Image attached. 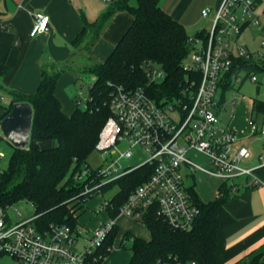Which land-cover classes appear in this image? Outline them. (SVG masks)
I'll return each mask as SVG.
<instances>
[{
	"label": "trees",
	"instance_id": "1",
	"mask_svg": "<svg viewBox=\"0 0 264 264\" xmlns=\"http://www.w3.org/2000/svg\"><path fill=\"white\" fill-rule=\"evenodd\" d=\"M161 1L112 0L94 23L84 21L82 31L71 42L74 48L84 44L90 36L93 38L88 42L91 47L115 14L125 12L132 17L131 25L106 60L92 63L83 70L93 78L83 109L74 101L75 109L71 114L62 111L55 93L61 72H42L40 84L32 94L8 93L10 101L0 113V121L15 103H28L33 117L28 147H12L0 182V207L29 202L36 217L33 226L39 233L45 235L53 226H66L72 232L77 231V213L82 209L81 205L117 186V193L103 203L109 219L115 220L129 195L152 175V166L145 165L104 184L98 192L83 194L86 185L100 182L98 171L88 165L87 159L96 151L99 135L111 115L109 102L114 87L122 86L127 91L143 88L158 105L173 100L188 103V92H195L197 88L199 77L182 69V62L191 51L188 42L191 37L179 22L162 10ZM259 1L254 0V4ZM194 38L206 40L207 33L202 30ZM147 62L156 64L164 72L165 78L160 83H149L143 69ZM8 73L9 68L0 62V80ZM239 75L242 76L241 85L257 75L264 76V51L257 60L251 54L233 59L230 72L219 85L220 103L224 94L234 88L233 78ZM251 113H264V102L253 99ZM49 141L54 144L46 145ZM85 169H90L92 176L86 182H78L76 175ZM92 179L94 181L90 183ZM194 186L188 190L200 213L192 227L187 231L174 230L156 217L154 209L145 211L138 223L148 230L150 239L124 235V240L132 239L128 264H156L173 259L181 263L216 264L218 209L228 200L231 188L222 185L214 200L203 202ZM115 237L116 225L97 252L101 256L98 264L109 255L108 249ZM250 264H258V261L254 259Z\"/></svg>",
	"mask_w": 264,
	"mask_h": 264
},
{
	"label": "built area",
	"instance_id": "2",
	"mask_svg": "<svg viewBox=\"0 0 264 264\" xmlns=\"http://www.w3.org/2000/svg\"><path fill=\"white\" fill-rule=\"evenodd\" d=\"M100 1L109 3L111 0ZM201 18L209 20L207 38L191 37L188 40L191 51L182 62L183 71L199 77L195 92H188V103L173 100L158 105L143 88L127 91L116 86L111 93V115L99 135L96 151L105 155L111 153L114 158L93 169L98 171L100 182L86 185L83 194L98 192L104 184L142 166L153 168L150 178L129 195L118 216L138 222L145 211L154 209L156 217L172 229L187 231L200 213L188 190L196 185L198 174L221 180L232 192L246 185L264 187V182L254 177V169L243 166L251 158L250 150L240 145L236 133L222 125L217 115L219 85L230 72L233 59L248 57L238 45V37L243 28L251 24L259 26L254 0H222L214 10L203 9ZM48 23V16L34 14L30 37L45 33ZM8 26L0 23V30ZM261 31L260 46L264 51V29ZM143 69L150 84L160 83L165 78L156 64L147 62ZM253 78L251 81L256 82ZM233 81L241 83V75L235 76ZM77 103L85 106L86 98L78 99ZM256 132L253 125L252 133ZM3 139L6 141L0 132V182L9 160L1 146ZM120 144L127 145V149H120ZM135 148H142L147 158L137 166H122L121 161L133 158ZM189 152L203 156L205 164L192 161ZM259 161L257 168L264 166L262 157ZM91 176L92 171L85 169L76 175V180L86 182ZM10 207H0V255L13 259L16 264H98L101 256L97 252L115 225L113 219L99 224L84 249L78 251V238L84 234L81 230L72 232L66 226H53L43 235L33 226L35 216L13 223L7 215ZM156 264L197 263L173 259Z\"/></svg>",
	"mask_w": 264,
	"mask_h": 264
},
{
	"label": "crops",
	"instance_id": "3",
	"mask_svg": "<svg viewBox=\"0 0 264 264\" xmlns=\"http://www.w3.org/2000/svg\"><path fill=\"white\" fill-rule=\"evenodd\" d=\"M221 2L222 0H163L160 6L187 32L201 18L203 9H216ZM109 3L100 0H0V23L9 24L7 29L0 30V62L9 68V73L0 80V98L3 99L4 94L8 95L11 91L32 94L40 84L42 72L54 74L68 69L69 72L63 74V77L60 75L56 84L55 93L59 99V90L75 81L78 82V73H83L92 63L105 61L131 25L132 17L129 14L120 12L112 16L91 47L88 43L93 40L91 36L77 48L72 47L71 42L82 31L84 21L94 23L107 10ZM263 5L264 0H260L255 4V11ZM37 13L48 16L49 23L45 33L32 38L29 34L34 14ZM255 15L260 21L261 14ZM202 30L208 31H200ZM225 94L222 103L221 95H217V115L221 124L220 114L226 109ZM252 102L253 99H242L235 114L232 113L229 122L224 126L233 130L240 140V145L251 152V158L243 166L254 169V177L264 182V166L257 168L260 157L264 163V146L254 142L258 133H252V126L255 125L251 121ZM3 108H0V113ZM214 180L219 183L216 184L217 190L213 200L220 186H228L221 180ZM99 203L100 201H91V207L88 206L89 202L87 207L77 213L79 230L84 233L78 238V251L84 249L87 239L99 224L109 220L103 205L94 215L88 212L94 211ZM218 220L216 264H250L254 259L258 264H264V187L246 185L240 187L237 192L231 191L228 200L218 209ZM115 225L116 237L108 249L109 255L100 264L129 263L131 254H125L123 251L125 234L146 241L150 239L148 230L143 226L146 231V235H143L140 223L133 219L117 216Z\"/></svg>",
	"mask_w": 264,
	"mask_h": 264
},
{
	"label": "rangeland",
	"instance_id": "4",
	"mask_svg": "<svg viewBox=\"0 0 264 264\" xmlns=\"http://www.w3.org/2000/svg\"><path fill=\"white\" fill-rule=\"evenodd\" d=\"M163 1V0H162ZM209 8V7H208ZM214 10V8H211ZM255 13L261 14V19L259 21V26H255L253 24L247 26L243 29L240 36L238 37V45L243 48L247 54H251L252 58L257 60L259 58V54L263 53V49L261 48L260 44L263 40V34L261 31V28H264V5L262 7L258 8V11ZM201 29L209 30V24L208 20L200 18L195 25H193L189 30H187V34L189 37H194L198 31ZM68 69L61 72V76L63 74H66ZM76 75V74H75ZM64 76V75H63ZM62 76V77H63ZM78 82L75 81V83H72V85L68 87H64L63 89L59 90V100L61 99V108L62 111L69 115L73 112L75 109L74 101H78V99L84 100L87 96V90L89 86L93 82V78L89 75H86L85 73L79 74ZM242 77V76H241ZM253 79L256 80V82H252L251 79L246 80L242 85L234 84V88L227 91L225 94V111L223 110L220 114V119L222 121V125H226L231 116L232 113L236 112V109L238 105L240 104V101L242 99H259L264 102V76L263 75H257ZM220 94V89L218 90V95ZM10 101V98L7 94H4L3 99L0 100V108L5 107L6 104ZM65 101V102H64ZM67 103V104H66ZM80 108H84V104L80 105ZM232 111V112H231ZM251 121L255 123L257 126V135L255 136L256 139L254 140L255 144L264 146V113H254L251 114ZM52 145L54 142H46L47 145ZM43 144V145H45ZM2 149L6 153L7 160L10 157L12 147L7 141L3 139V142L1 144ZM119 148L122 150L127 149V145L120 144ZM188 157L198 164H205V159L203 156L195 153V152H189ZM114 158V155L111 153H108L107 155L103 154V152L95 151L93 152L87 159V163L92 166L94 169L99 168L102 166L105 161H110ZM147 158V153L144 152L142 148H135L134 149V156L132 159L129 160H123L121 161L122 166H137L140 163H142ZM206 166V165H205ZM197 183L194 186V191L196 192L197 196L203 201V202H209L213 200V195L216 192V184L219 181H216L211 178H207L204 176H201L198 174L197 176ZM200 180V181H198ZM221 183V182H220ZM118 187L115 186L111 190L107 191L106 193H100L97 196L93 197L91 200H89L87 203L82 204V208L85 206L87 207L88 203L91 205V201H100L97 207L94 208V211L91 212L88 211L90 214L94 215L96 211L100 210V206L103 205L104 202L108 201L115 193H117ZM91 207V206H90ZM89 207V208H90ZM87 209V208H85ZM84 209V210H85ZM86 210V213H88ZM20 214V217L17 216V214ZM8 218L13 222L16 223L21 220H25L28 218H32L34 214V208L33 206L26 201L18 202L14 205H12L7 212ZM142 226V227H141ZM140 228H142L143 235H146V231L143 228V225L140 224ZM148 235V234H147ZM123 251L125 254L130 255L129 248L132 244V239L129 238L128 240L123 242ZM0 264H16V262L6 256H3L0 258Z\"/></svg>",
	"mask_w": 264,
	"mask_h": 264
},
{
	"label": "water",
	"instance_id": "5",
	"mask_svg": "<svg viewBox=\"0 0 264 264\" xmlns=\"http://www.w3.org/2000/svg\"><path fill=\"white\" fill-rule=\"evenodd\" d=\"M33 110L28 103H15L10 112L0 121V132L16 149L29 145Z\"/></svg>",
	"mask_w": 264,
	"mask_h": 264
}]
</instances>
